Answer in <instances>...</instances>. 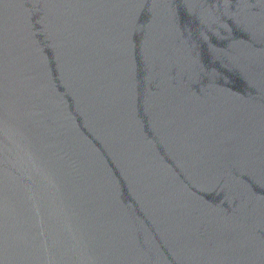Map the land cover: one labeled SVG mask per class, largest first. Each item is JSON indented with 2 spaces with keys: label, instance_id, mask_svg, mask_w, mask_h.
Returning <instances> with one entry per match:
<instances>
[{
  "label": "water",
  "instance_id": "95a60500",
  "mask_svg": "<svg viewBox=\"0 0 264 264\" xmlns=\"http://www.w3.org/2000/svg\"><path fill=\"white\" fill-rule=\"evenodd\" d=\"M0 264H264V0H0Z\"/></svg>",
  "mask_w": 264,
  "mask_h": 264
}]
</instances>
